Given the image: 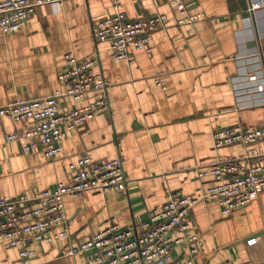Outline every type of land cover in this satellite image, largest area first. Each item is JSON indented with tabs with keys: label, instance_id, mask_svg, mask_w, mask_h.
I'll return each mask as SVG.
<instances>
[{
	"label": "crops",
	"instance_id": "obj_1",
	"mask_svg": "<svg viewBox=\"0 0 264 264\" xmlns=\"http://www.w3.org/2000/svg\"><path fill=\"white\" fill-rule=\"evenodd\" d=\"M184 1L191 14L204 17L180 23L170 0H66L39 5L15 33L0 30V106L64 91L60 74L67 54L97 59L92 72L108 81L110 104L108 112L71 131L56 157L42 147L25 152L23 142H8L9 134L32 124L0 117V196L33 195L68 181L70 164L83 156L122 158L127 176L125 193L86 190L65 197L70 237L33 244L36 254L27 260L0 244V264H84L83 255H64L68 244L111 224L145 222L165 203L167 188L197 194L213 183L200 171L246 155L240 143L215 148L213 133L264 125V0ZM118 10L132 19L165 16L151 52L130 47L129 58L116 60L109 43L96 39L97 23ZM95 97H65L60 111ZM257 147L264 149V141ZM252 161L264 167V155ZM190 218L203 242L193 264H264V190L229 215L207 202L194 206ZM173 257L188 255L175 248Z\"/></svg>",
	"mask_w": 264,
	"mask_h": 264
},
{
	"label": "built area",
	"instance_id": "obj_2",
	"mask_svg": "<svg viewBox=\"0 0 264 264\" xmlns=\"http://www.w3.org/2000/svg\"><path fill=\"white\" fill-rule=\"evenodd\" d=\"M66 0H0V30L15 33L30 19L37 7L46 3L63 4ZM118 2L119 0H114ZM181 14L180 23L201 20L202 13L191 14L184 0H170ZM165 23V16L157 13L140 19L130 18L123 10L99 21L95 35L98 41L109 43L116 60L127 59L130 47L151 52L154 32ZM97 59L79 60L66 55V66L60 79L66 82L64 91L44 98L17 100L0 106V117L15 123L31 122L25 130L7 136V141L23 142L25 152L42 147L45 154L56 157L70 132L84 125L90 118L110 109L108 81L103 74L92 72ZM96 93L92 101L67 111H60L65 97L77 102L88 93ZM214 147L232 144L247 147L241 160L217 161L200 171L199 177H211L212 185L197 194H184L166 189V201L140 224L120 226L111 224L77 245L68 244L65 256H84V264H193L202 240L193 229L190 213L199 203L217 202L224 215L242 208L264 190V167L254 165L253 159L264 155V125L234 126L217 129L213 133ZM68 181H60L33 195L0 196V244L17 248L19 257L27 260L36 254L33 244L52 243L67 239L69 218L64 199L76 197L86 190L103 193L127 190L124 160L115 158L96 162L83 156L69 166ZM255 237L247 242H254ZM180 248L186 260H174L173 250Z\"/></svg>",
	"mask_w": 264,
	"mask_h": 264
}]
</instances>
